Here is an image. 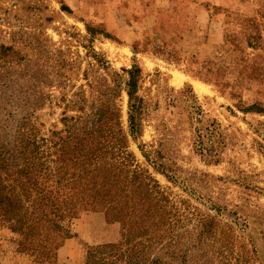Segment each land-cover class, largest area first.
I'll return each mask as SVG.
<instances>
[{"label":"rangeland","instance_id":"374dc122","mask_svg":"<svg viewBox=\"0 0 264 264\" xmlns=\"http://www.w3.org/2000/svg\"><path fill=\"white\" fill-rule=\"evenodd\" d=\"M4 97L40 102L38 127L58 144L101 128L83 141L101 155L89 178L129 199L84 206L58 231L30 214L37 238L0 208V264H45L72 244L85 255L150 219L166 226L165 264H264V0H0ZM0 128L15 149L17 126ZM80 180L73 194L86 195ZM96 212L116 230L82 228Z\"/></svg>","mask_w":264,"mask_h":264},{"label":"trees","instance_id":"16d2710c","mask_svg":"<svg viewBox=\"0 0 264 264\" xmlns=\"http://www.w3.org/2000/svg\"><path fill=\"white\" fill-rule=\"evenodd\" d=\"M128 88L132 102L138 88L136 72L131 73ZM31 105L32 102L23 97H19L16 103L6 102L5 97L0 99V113L3 111L8 113L5 117L0 116V124L17 126L19 133V143L14 145L15 149H10L9 144L6 145L8 139L2 137L0 133V208L4 213V220L12 226L14 232H31L30 235L34 238L38 237L33 234L37 231H32L29 225V218H32L29 217L30 214L35 220L39 215L52 218L53 229L58 231L60 227L56 226V220L63 222L75 218L84 206L88 208L100 203H110L116 208L121 199L125 198L126 201L129 199L128 196L120 199L111 196L107 186L102 187L94 178H89V175L95 172V165L101 163V155L99 150L87 148L88 145L83 141L101 137V128L96 131H84L83 134L72 133L70 140L73 141V145L67 146L63 144V140L62 144L61 142L58 144L54 142L55 135L46 137L41 134L38 127L40 115L38 112L42 104L36 102L32 110ZM135 106H132L130 118L132 126L135 121ZM102 122L99 120L94 124ZM119 170L123 169L119 167ZM133 177L136 182L138 178L135 174ZM87 178L92 182L89 193L73 194L77 187L81 188L84 185V180L80 179ZM6 180L10 183H6ZM71 200L83 205L70 212H63V207ZM151 201L154 202L155 208L159 207L160 201L157 199ZM168 212L172 214L171 211ZM151 221L152 219L149 220V224L144 225L143 232L140 229L131 233L133 225L130 226L123 243L84 244L87 249L84 255L86 264H165L164 258L160 256L164 244L159 237L166 226L164 224L157 226ZM47 237L48 235L39 238Z\"/></svg>","mask_w":264,"mask_h":264},{"label":"crops","instance_id":"0c3cea01","mask_svg":"<svg viewBox=\"0 0 264 264\" xmlns=\"http://www.w3.org/2000/svg\"><path fill=\"white\" fill-rule=\"evenodd\" d=\"M81 226L82 228L85 227V229L88 227V229H91L92 226H96L97 228H102V229H107L109 232L116 230L114 226H111V219L110 215L106 212H96L91 215L90 218H85L81 221ZM86 230L84 232H80V239L90 243V237L87 235ZM110 234H107L109 236ZM114 235L113 238L110 240H106L103 244H118L121 243L122 241V235L119 236L118 239H116V234ZM50 258L46 261L45 264H86V259L85 256L82 252V250L77 247V245H70L63 250H61L58 253H51Z\"/></svg>","mask_w":264,"mask_h":264},{"label":"bare ground","instance_id":"6f19581e","mask_svg":"<svg viewBox=\"0 0 264 264\" xmlns=\"http://www.w3.org/2000/svg\"><path fill=\"white\" fill-rule=\"evenodd\" d=\"M179 82H181V80H180ZM200 90H201V91H203V89H202V88H200Z\"/></svg>","mask_w":264,"mask_h":264}]
</instances>
